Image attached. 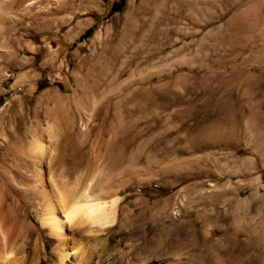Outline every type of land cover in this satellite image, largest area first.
Instances as JSON below:
<instances>
[{"label": "rangeland", "instance_id": "obj_1", "mask_svg": "<svg viewBox=\"0 0 264 264\" xmlns=\"http://www.w3.org/2000/svg\"><path fill=\"white\" fill-rule=\"evenodd\" d=\"M0 132L13 237L40 140L119 198L99 264H264V0H0Z\"/></svg>", "mask_w": 264, "mask_h": 264}, {"label": "bare ground", "instance_id": "obj_2", "mask_svg": "<svg viewBox=\"0 0 264 264\" xmlns=\"http://www.w3.org/2000/svg\"><path fill=\"white\" fill-rule=\"evenodd\" d=\"M49 144L35 140L27 149L17 148L12 154L26 168L24 176L36 183L33 188L39 196L41 228L35 232L28 229L13 237L12 228L6 226L0 212V264H99L101 249L96 245L87 248L79 245L78 237H98L100 242L105 241L102 236L114 221L119 198L111 196L108 184L99 180L97 183L95 179L85 183L77 177L70 180L62 170L52 177L57 152L54 153V144ZM43 156L46 159L44 174L40 167ZM31 163L35 165L28 170L27 165ZM10 179L14 177L11 175ZM12 240L16 241L17 248L12 247Z\"/></svg>", "mask_w": 264, "mask_h": 264}]
</instances>
